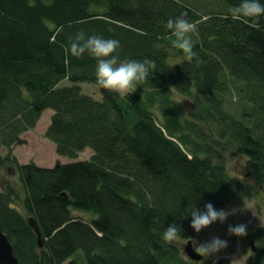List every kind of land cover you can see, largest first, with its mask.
Wrapping results in <instances>:
<instances>
[{
	"label": "trees",
	"instance_id": "obj_1",
	"mask_svg": "<svg viewBox=\"0 0 264 264\" xmlns=\"http://www.w3.org/2000/svg\"><path fill=\"white\" fill-rule=\"evenodd\" d=\"M238 3L0 0V222L20 264H199L161 238L165 227L176 222L179 238H193L186 207L225 208L247 192L229 154L244 156L264 187V16L233 19ZM181 14L196 24L198 64L166 27ZM79 30L119 39L121 59L148 57L158 70L127 95L99 86L96 99L81 86L96 83L95 58L68 50ZM47 109L56 152L75 159L90 147V158L19 160L14 146ZM9 167L19 183L3 179ZM248 238L257 248L248 264H264V225Z\"/></svg>",
	"mask_w": 264,
	"mask_h": 264
},
{
	"label": "clouds",
	"instance_id": "obj_2",
	"mask_svg": "<svg viewBox=\"0 0 264 264\" xmlns=\"http://www.w3.org/2000/svg\"><path fill=\"white\" fill-rule=\"evenodd\" d=\"M233 19L241 17L259 19L264 16V0H239V3L229 9ZM166 27L171 30L174 37L172 44L182 50L188 60L196 59L200 63L198 53L194 49L192 34L197 31L196 24L181 14L169 17ZM121 41L115 37H105L102 34H89L79 30L70 38L68 50L72 56L82 57L85 54L95 58L96 83L120 95L133 92L138 86L144 85L151 73L157 71V62L145 57L143 59H121ZM234 211V210H233ZM229 210L216 208L208 201L203 208L193 204L186 207L181 217H191V227L199 233L214 223H225ZM247 224L237 223L228 225L229 235L243 237L247 235ZM182 225L173 222L167 225L161 234L166 242L176 241L182 234ZM193 247L207 262L218 259L219 254L229 245V240L219 235H214L206 241L193 240Z\"/></svg>",
	"mask_w": 264,
	"mask_h": 264
},
{
	"label": "rangeland",
	"instance_id": "obj_3",
	"mask_svg": "<svg viewBox=\"0 0 264 264\" xmlns=\"http://www.w3.org/2000/svg\"><path fill=\"white\" fill-rule=\"evenodd\" d=\"M68 83V81H64ZM83 91L87 94L94 96L96 99H102V94L99 85L92 82L81 83ZM230 103L235 108L239 104V97L236 90H233L229 98ZM53 110L47 109L43 112L37 126L31 131H26L23 134V138L26 140L25 144L15 145L14 153L18 155L19 159L23 163L35 160L36 163L42 166L53 167L58 162H71L76 160L88 159L92 156L93 150L88 147L77 158H70L67 156L59 155L55 150V144L45 137L46 129L48 128ZM6 150H3L5 153ZM246 158L241 155L229 154L227 160V167L229 172L240 178L247 184L245 193L238 195L237 198L233 199L225 208L229 210L231 214L228 215L225 223L219 222L212 224L211 226L203 229L193 237V240L206 241L214 235H219L229 240L228 247L219 254L218 259L208 260L207 262L203 258L199 264H207L208 262H217L224 259V264H248L253 250L251 249V240L248 238V233L254 227L264 225V187L257 184L252 178L248 169L244 165ZM5 171L3 179L10 180L15 183H19V177L16 170L12 169ZM21 184H19L20 186ZM234 210V211H233ZM78 214V213H77ZM87 216L86 214H84ZM247 224V235L238 237L235 235H229L227 229L229 224L237 223ZM187 242V239L178 238L175 243L182 249ZM183 256V254H182Z\"/></svg>",
	"mask_w": 264,
	"mask_h": 264
},
{
	"label": "water",
	"instance_id": "obj_4",
	"mask_svg": "<svg viewBox=\"0 0 264 264\" xmlns=\"http://www.w3.org/2000/svg\"><path fill=\"white\" fill-rule=\"evenodd\" d=\"M30 226L35 230L38 243L40 247L44 246V238L42 236L38 222L34 217L29 218ZM253 249L256 250L254 242H252ZM187 255L195 260L202 259V256L197 253L193 247V243L189 241L184 248ZM0 264H20L19 258L15 255L13 243L9 240L7 234L3 231L2 224L0 222Z\"/></svg>",
	"mask_w": 264,
	"mask_h": 264
},
{
	"label": "bare ground",
	"instance_id": "obj_5",
	"mask_svg": "<svg viewBox=\"0 0 264 264\" xmlns=\"http://www.w3.org/2000/svg\"><path fill=\"white\" fill-rule=\"evenodd\" d=\"M189 241H193V239L192 238H190V239H187V242L185 243V244H187Z\"/></svg>",
	"mask_w": 264,
	"mask_h": 264
},
{
	"label": "crops",
	"instance_id": "obj_6",
	"mask_svg": "<svg viewBox=\"0 0 264 264\" xmlns=\"http://www.w3.org/2000/svg\"><path fill=\"white\" fill-rule=\"evenodd\" d=\"M53 114V113H52ZM29 131H31V130H29ZM28 132V131H27ZM18 156V155H17ZM19 158V157H18ZM20 160V159H19ZM21 161V160H20ZM35 161V160H34ZM36 162V161H35Z\"/></svg>",
	"mask_w": 264,
	"mask_h": 264
}]
</instances>
